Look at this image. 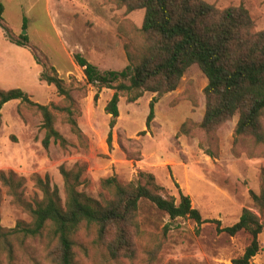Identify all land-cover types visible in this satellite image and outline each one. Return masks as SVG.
I'll return each instance as SVG.
<instances>
[{"label": "rangeland", "instance_id": "374dc122", "mask_svg": "<svg viewBox=\"0 0 264 264\" xmlns=\"http://www.w3.org/2000/svg\"><path fill=\"white\" fill-rule=\"evenodd\" d=\"M219 9L244 6L251 14L255 30H264V0H203ZM5 6L3 26L8 36L21 41L19 47L7 37L0 25V87L21 89L33 101L43 105L64 106L54 86L40 80L43 71L54 67L76 100L73 118L85 135L83 142L71 131L65 113L55 112L56 129L68 145L52 141L42 145L45 131L42 118L19 101L5 105L0 122V172L14 171L26 178L23 197L33 203L42 198L32 180L34 174L50 177L64 198V179L60 167L71 170L77 163L86 165L80 191L99 199L101 182L116 176L120 182L151 184L154 177L158 193L180 201V191L190 196L192 206L205 221L199 225L190 218L171 219L148 201H141V232L135 238L132 259H114L96 229L81 226L76 236L77 264H232L244 255L252 237L241 232L235 237L220 233L219 228L236 224L245 209L264 215L254 206L250 192L259 193L264 170V146L256 148L241 140L235 145L236 115L217 132L215 146L201 129L206 112L205 89L208 80L197 65L185 74L179 88L157 97L145 93L135 103L120 101V118L110 128L111 117L105 107L113 90L97 89L87 83L84 71L76 63L81 55L101 71H122L129 65L125 45L129 36L140 41L139 30L145 10L127 12L114 0H0ZM24 17L27 27L24 29ZM121 29V30H120ZM39 59L41 65L36 61ZM157 98L155 119L147 131L150 103ZM187 125L190 135L182 132ZM112 146L108 144L110 132ZM211 151L216 157L207 154ZM152 186V185H150ZM2 190L1 225L14 229L18 222H31L30 216L13 203L7 189ZM221 222L219 226L217 224ZM261 251L252 264H264V233L259 237ZM47 239H29L16 244V264H52Z\"/></svg>", "mask_w": 264, "mask_h": 264}, {"label": "trees", "instance_id": "16d2710c", "mask_svg": "<svg viewBox=\"0 0 264 264\" xmlns=\"http://www.w3.org/2000/svg\"><path fill=\"white\" fill-rule=\"evenodd\" d=\"M127 12L145 10V20L139 30L140 41L129 36L125 51L129 65L122 71H101L81 55L76 63L84 71L87 83L97 89L95 100L103 89L114 94L105 107L111 117L113 130L120 118V101L126 98L135 103L145 93L161 97L175 92L186 74L197 65L208 80L205 89L206 112L201 129L215 146L217 132L228 121L239 115L235 130V145L244 140L256 148L264 146V30L257 32L250 12L244 6L219 9L203 0H114ZM5 6L0 2V25L9 40L19 47H26L28 36L21 35V41L8 36L9 29L3 26ZM24 29L27 18L24 17ZM121 30V29H120ZM39 65L41 62L38 58ZM51 74L43 71L40 80L57 89L65 105L55 103L43 105L21 89L4 90L0 87V122L5 105L19 101L18 114L23 107L42 118L45 137L43 147L48 150L52 141L66 148L68 141L56 129L55 112L65 113L71 131L83 142L85 135L73 118L76 100L58 71L51 67ZM155 97L150 103L147 131L155 119ZM184 134L190 135L187 125ZM112 131L108 144L112 146ZM207 154L216 157L211 151ZM86 165L77 163L71 170L60 167L64 179V198L50 177L34 174L32 180L41 191L42 198L33 203L23 197L26 178L14 171L0 172V183L7 189L13 203L22 208L31 222L20 221L14 229L1 225L2 190L0 189V264H16V244L29 239H47L50 244L52 264H77L75 245L81 226L96 229L98 241L104 243L114 259H132L135 256V238L140 235L139 210L141 201H148L171 219L190 218L199 225L205 221L198 209L192 206L190 196L180 191V201L167 199L158 193L154 177L149 184H124L116 176L101 182L99 199L89 197L80 191ZM259 193L250 192L254 206L264 215V170ZM220 226L221 222L217 221ZM220 233L235 237L246 232L252 237L251 244L243 256L232 264H252L261 251L259 237L264 233V220L245 209L239 221L230 227L219 228Z\"/></svg>", "mask_w": 264, "mask_h": 264}, {"label": "crops", "instance_id": "0c3cea01", "mask_svg": "<svg viewBox=\"0 0 264 264\" xmlns=\"http://www.w3.org/2000/svg\"><path fill=\"white\" fill-rule=\"evenodd\" d=\"M114 94V93H113ZM113 96V95H112Z\"/></svg>", "mask_w": 264, "mask_h": 264}]
</instances>
